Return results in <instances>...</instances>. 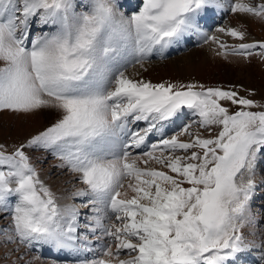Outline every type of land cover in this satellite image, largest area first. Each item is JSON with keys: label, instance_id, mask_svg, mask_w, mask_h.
Segmentation results:
<instances>
[{"label": "snow or ice", "instance_id": "snow-or-ice-1", "mask_svg": "<svg viewBox=\"0 0 264 264\" xmlns=\"http://www.w3.org/2000/svg\"><path fill=\"white\" fill-rule=\"evenodd\" d=\"M223 7L142 0L126 15L122 0H0V114H55L11 150L0 143V246L15 245L10 264H44L39 252L26 259L37 245L94 253L74 264H238L251 252L264 264V203L253 210L264 104L251 91L127 73L186 37L217 44L225 58L264 60V40L245 42L243 24L217 29L240 41L231 46L202 30L203 16ZM226 10L264 21V0ZM184 110L198 119L169 136ZM26 150L55 157L83 185L68 198L84 202L58 203ZM81 208L91 213L83 223Z\"/></svg>", "mask_w": 264, "mask_h": 264}, {"label": "bare ground", "instance_id": "bare-ground-1", "mask_svg": "<svg viewBox=\"0 0 264 264\" xmlns=\"http://www.w3.org/2000/svg\"><path fill=\"white\" fill-rule=\"evenodd\" d=\"M131 1L132 0H124V4L126 6L130 5ZM229 1L230 0L223 2L222 0H219V3L222 4L224 7L222 9L210 11L207 15L203 16V18L199 21V22H202V20H204L203 23H200L202 30L208 34L209 29L205 28L207 27L206 24H209L213 22L214 20H216L217 23L219 22L221 23L224 19L225 20L227 19L225 23L218 26L212 34V35H217L220 41H222L223 43L231 46V45L239 43L240 41H238L236 38H233L231 36L218 33L217 29L219 27H239L241 24L245 26V29L247 31V39L245 42L264 40V21H260L254 17L244 16L241 14L231 15V12L226 10L230 7ZM86 2H88V0ZM226 16L228 17L226 18ZM188 41L198 42V44L195 45V47L182 53L181 55H177L173 58L162 57L156 60L155 62H152L150 60L147 61L148 60L147 59L143 67L139 65V66H135L132 69L128 70L127 71L128 75L134 79H143V80L151 81L153 83H159L163 81H172V82L179 81V82H184V83L196 82V83H202V84H208V83L213 84L214 83L217 85L220 83V84H224V87H225L226 81L231 80V78L233 77V75L230 74L231 71L229 69L231 70L233 69L232 71L238 74H242L243 72L242 77H244V81L246 82L247 85L252 81L251 76H250V68H248L249 66L248 64H241L240 63L241 60H239L240 62L235 61V62H230V63L227 61L228 60L227 58L231 59L232 57H236V58L238 57L240 59L241 58L243 59L244 57L228 55V57L225 58L223 55H217L216 52L218 49V45L212 43L211 41L205 44L203 40H199L196 37H186L179 44H175L169 47L167 50H165L163 53V56H167L166 54L173 49H176L178 47H183L185 43ZM152 55L158 56L160 54L154 52ZM237 67H241V70L237 69ZM259 68H262V67L260 66ZM242 69L244 70L242 71ZM184 112H186V110H184ZM0 115H2L3 117H6L5 119H8L7 121H10L9 119H11L10 113H2ZM54 117H55V114L49 111H44L34 117L18 116L17 118L16 116V120H17L16 126L14 127V129L12 128V130L9 128L4 129V127H2V123H0V139H3L4 136L5 138L8 137L7 139L10 138V139H15V140L20 139L22 137H28L31 134H35L38 130H41L45 126H47L49 122L53 121ZM21 118L23 119L20 120ZM182 119H183V113L178 118H176L170 124L167 125L166 132L178 128L177 125L182 121ZM200 131L203 132L202 129ZM39 155H40V160L43 159V155L41 154ZM58 163L59 162L57 160L48 161L44 170L41 171V173L45 175L49 171L55 172L56 173L55 175H57L56 177H58L56 178V180L59 181V183L55 184V186L59 188L57 190L60 192H62L61 190H64L62 193H64L66 197H69L70 194H67V192H65L66 191L65 188L67 187L72 188V185L76 183V181L74 180V177L72 176V174H68L64 172L62 173L63 171L62 169L55 168V165H57ZM258 172H257V182L259 183L260 178H259ZM79 187H82V185H80ZM54 189L56 188L54 187ZM260 193L262 192L260 191L259 194ZM79 199H81V197H79ZM100 243L101 241L98 242V245ZM36 248L37 249L39 248L40 251H42V254L45 253V254H49L51 256H55L59 258L60 257H73L76 255V254L65 253V252L58 253L48 246L41 247L37 245ZM0 252H1V246H0ZM84 254L85 253H82L80 255H84ZM258 255L259 254L257 252H251V253H248L247 255H245L244 253L240 257L242 258L243 256H247V258L252 257L253 260L257 261Z\"/></svg>", "mask_w": 264, "mask_h": 264}, {"label": "rangeland", "instance_id": "rangeland-1", "mask_svg": "<svg viewBox=\"0 0 264 264\" xmlns=\"http://www.w3.org/2000/svg\"><path fill=\"white\" fill-rule=\"evenodd\" d=\"M222 1L223 2H226L227 0L226 1L225 0H222ZM88 2H90V0H88ZM122 2L124 4V0H122ZM141 2H142V0H132L130 2L131 3L130 5H127L126 6L124 4V9H122V10L125 11V14L126 15H129L133 11L138 10V6L141 4ZM232 2H233V0H230L229 1V5H231ZM80 10H83V9H80ZM231 15H234V14L231 13ZM227 17L228 16H226V18ZM226 20L224 19L221 23L219 22L220 24L217 23L216 21H214L213 23L212 22L209 23V25L206 24V26H207L206 29H209L208 35L211 36L213 34V32L216 30V28L218 26H220L221 24L225 23ZM203 22H204V20H202V22H200V23H203ZM197 44H198V42H194V41H191L190 42V41H188V42L185 43V45L183 47H178L176 49H173V50L170 51L171 53L168 52L166 54L167 56H163V55H158V56L157 55H151L152 57L150 56L147 61L150 60L152 62H155L156 60H158V59H160L162 57L173 58V57H175L177 55H181L182 53L186 52L187 50L195 47V45H197ZM227 59H228L227 61L229 63L230 62H235V61L240 62L239 60H241V62H240L241 64H248L249 65L248 68H250V76H251V80H252L249 84L252 83L251 84L252 86L249 85V84L247 85L246 82L244 81V77H242V75H243V72L242 71L244 69H242V71H241L242 74L235 73V72L232 71L233 69L232 70L229 69L231 71L230 74H232L233 77L231 78V80H227L226 81L225 87H224V84H220V83L218 85L217 84H214V83H213L214 85L211 84V83L204 84V85H206L208 87H221L222 86V88L225 89V90H232V89H234V90L238 91V93L240 95H242V96H247L249 94V91H251V92L254 93V95H251L249 98L253 99L258 104H264V60H261L259 58V56H255V57H252L250 59L249 58H247V59L246 58H243V59L241 58L240 59L238 57L237 58L236 57H232L231 59L230 58H227ZM135 66H139V65L137 64ZM135 66H133V65L130 64L127 67V71L130 70V69H132ZM260 66L262 68H259ZM244 67H245V65H244ZM237 69L241 70V67H237ZM241 72H239V73H241ZM256 72H258V73H256ZM259 74H261V75H259ZM253 110H260V109H253ZM16 116L17 115L11 114L10 115V118L11 119H9L10 121H7L8 119H5L6 117H3L2 115H0V123H2V127H4V129H6V128H9L11 130H12V128L14 129V127L16 126V122H17ZM17 118H18V116H17ZM22 119L23 118H21L20 120H22ZM197 119H198V117L193 116L190 113V111L186 110V112H183V119H182V121L177 125L178 128L168 131L167 134L169 136L172 135V134H175V133H177V132H179L181 130V128H182L183 125L192 123L193 121H195ZM49 124H50V122H49ZM196 130H199L200 131L201 129H198V127L195 124H193V131H196ZM7 138L8 137L5 138V136H4L3 139H0V143H3L5 145H7L8 148H9V150H11V148H12L13 145H18L20 142L24 141L27 137H22V138L16 139V140L15 139H10V138L7 139ZM26 151H28L29 155L32 157V162H33L34 166L37 168V170L39 172L40 179L43 180L44 183L47 186H49L51 188V190L57 196L58 203H60L61 205L68 204V203H72V204H75V205L79 206V205H81L84 202V198L79 199V197H75V198L69 199L68 197L65 196L64 193H62L64 190H61L62 192H60V191L57 190L59 188L56 187L55 184L59 183V181L56 180V178H58V177H56L57 175H55L56 174L55 172L49 171L50 173L48 172L45 175L41 173V171L44 170V168H45L46 164L48 163V161H50V160H57L55 157H53L50 153L43 152V151H32V150H26ZM138 151L139 150H136V152H134V154H137ZM39 154L43 155V159L40 160V155ZM55 168H57L56 165H55ZM258 171H259L258 174H259V178H260L258 184H260V186L257 188L256 195H255V198L253 200V210H255L259 205H261L262 203H264V183H260L261 182V179L264 180V161L260 162L259 167H258ZM63 172L64 173H68L66 169H64L62 171V173ZM68 174H70V173H68ZM74 180L76 181V183H74L72 185V188L69 187L71 189H69L68 187L65 188L66 189L65 192H67V194H70L74 190V187H79L80 186L79 182L75 178H74ZM54 187L56 189H54ZM82 187H83V185H82ZM260 191L262 193L259 194ZM13 202H14V198H13ZM80 211H81V215H82L80 217V222L83 223L84 222V214L87 213L88 215H90L91 213H90L89 209H86V208H81ZM6 215H8V214L7 213H0V216H6ZM7 226H8V220L1 219L0 220V228H4V227H7ZM80 231H84V229H80ZM98 242L99 241H94L93 242V246L96 249V252L97 253L99 252L100 245L103 243L101 241V243L98 245ZM97 246H98V248H97ZM8 247L9 248H13V247H15V245L14 246L13 245H9ZM9 248H5L4 247V249H3V247L1 246L0 264H10V262L12 260H15V258H16L15 256H10L8 259H5V253L8 251ZM37 252H39V254L42 255V259L44 261V264H50V261L53 260V259L59 261L58 264H74V261L76 259H83V258L84 259H93V258H95L94 253H85L83 256H76V257H73V258H69V257L68 258H65V257H60V258L58 257V258H56V257L51 256L49 254H45V253L42 254V251H40L39 248L38 249L37 248H34V249L30 250L29 255L26 257V259L31 258V255L34 254V253H37ZM247 254L248 253H245V255H247ZM255 257H257V256H255ZM243 258L246 261H244ZM243 258L240 257L238 264H257V261L253 260L252 257H250V258L248 257L247 258V256H243Z\"/></svg>", "mask_w": 264, "mask_h": 264}]
</instances>
